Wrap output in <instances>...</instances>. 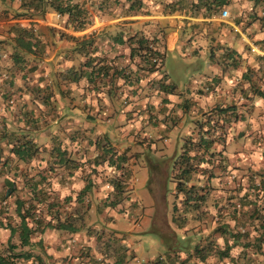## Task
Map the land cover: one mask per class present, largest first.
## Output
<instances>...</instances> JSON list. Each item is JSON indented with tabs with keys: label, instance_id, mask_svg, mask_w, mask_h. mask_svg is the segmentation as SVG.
<instances>
[{
	"label": "trees",
	"instance_id": "16d2710c",
	"mask_svg": "<svg viewBox=\"0 0 264 264\" xmlns=\"http://www.w3.org/2000/svg\"><path fill=\"white\" fill-rule=\"evenodd\" d=\"M11 1L13 2L14 0ZM246 1L253 5V11L249 15L250 20L244 27V30L249 36L259 38L260 36L256 33L257 29L254 28V26L255 23L258 22L262 26L264 32V0H173L166 8L169 9V13H188L194 18L202 16L206 20L210 19L208 21L210 24H217L214 22L215 16L221 15L227 7L232 6L235 2L242 5ZM144 8V0H20L19 11L16 12L13 19H39L44 18L50 12H54L61 16L68 17L67 27L72 28L74 31L82 32L93 24L92 15L94 10L97 13H102L101 16L108 15L112 18H127L143 13ZM258 9L259 11H257ZM195 24L196 23H191V25ZM237 24L241 27L245 23L242 19H237ZM10 28L9 36H11V34L13 35V37H11L14 43L13 52L6 57L1 56L0 58L4 64L7 62V59L10 58L13 64L11 67L5 65V68L12 74H9L6 77L7 79L3 81L4 83L0 84V97L2 99L0 101V122L3 125L0 130V143H4L9 151L7 156H2L0 154V172L6 170L9 172L11 164H16L14 176L16 178L18 176L23 178V182L25 183L24 188H28L30 198L28 200L16 198L15 212L20 220L19 222L14 225L12 222H9L10 217H8L7 225H2L4 223H1V226H4L11 232L8 242L11 251L8 252L7 255L0 254V264H18L16 260L25 258L29 260L33 258L31 253H14L18 246L12 244V239L16 235H18L20 245L25 248L35 246L32 242L35 235L38 233L43 234L47 228L77 233L84 228L85 215L92 207L89 194L95 184L94 181L89 180L85 187L78 192L75 203H71L73 202V197L68 196L64 199V203L61 204L56 198L51 197L54 196V192H49L44 187V183L47 182V177H45L44 173L45 170H40L37 174L31 176L22 168V164H30L40 153V149L34 142V134L39 132L40 127L43 128L48 126L49 119L46 120V118L50 117L52 119L53 115L58 116L57 109L55 110L54 94L50 91L51 86L47 84L41 86V79L43 77L39 78L40 81L34 82L35 79L32 76V74H36L37 63L45 56L47 47L52 49V46L56 45L57 42L66 40L72 45L63 54V59L68 62L82 59L81 62L78 60L77 66H73L68 70L65 69L66 72L62 71L56 73L57 76H60V79L64 81L63 83L70 85L72 83H78L83 78H86L89 87H91V85L97 87L104 84L103 86H111V89H119L120 86H118V81L123 80L124 84L137 87L126 91L120 88L117 90V94L123 101V105H134L135 107H138V105L133 94H137L140 88H142L141 76L144 75L143 72L149 75L150 73L161 70L167 55V52L162 53L157 48L159 45V43L157 44L159 34L157 32H145L139 29L133 31L127 28L118 32L113 38L109 37L107 34L103 35V40L115 39L120 45H132L130 54L131 59L133 60L135 57H138L141 60V65L138 66V69L134 72L129 68L118 67L114 64V59H109L107 56H104V58L100 55L99 57L94 56L96 52L95 43H97L96 33L85 34L83 36H72L66 32L50 28L46 30L48 32L42 34L41 29L38 28L36 23H31L29 26H22L19 23H15ZM256 43L264 48V40H257ZM231 50L232 49H226L225 55L220 58H216L211 52L212 58L215 59L216 64L220 65L221 70L227 68H231L232 70L240 66V62L234 59L237 54L236 51ZM30 56L34 57L36 60L29 59ZM98 58L99 61H97ZM257 59L264 63V56H259ZM108 60H111V63H108ZM139 72L142 73L141 76H139ZM20 74L21 77L19 78L21 79V84H18L20 79L17 78V75ZM258 74L264 75V65L258 68ZM242 78H247L246 73L243 74ZM147 86L150 89L146 94L147 97L150 98L147 101L148 107L145 110L139 111V113L136 112L138 116H136L137 114L133 115L134 112L130 111L129 113L133 115L132 119L143 118L144 130L149 131H151L153 127H158L162 124L166 125L169 122L177 124L179 120L183 119L182 115L173 116L170 112L168 113L167 108L162 111L161 108L149 104L150 102L155 103V98H160V90H163V92H174L176 90L174 83L167 84L164 79L158 81L153 79ZM250 89L254 97L264 99V90L257 88L256 85L252 83L250 84ZM206 90H208L206 100L217 93L215 89ZM240 92L244 93L246 98H250L246 89L239 91L236 86V89L232 92V101H228L227 103V99H225V102H218L212 109L206 112L204 110L203 122H199L198 133L186 137L183 140L181 151L175 153L170 160V169L177 180L176 188L179 194L183 196L182 205L186 208L183 210V214L181 212V215H179L180 209L177 205H175L173 209L172 221L180 230H183L185 225L188 224L187 213L196 214L198 212H205V203L209 197V192L206 190V187L210 181L216 178V174L213 172L214 168L219 167V163H215L216 160L214 159L217 152L216 148L220 143H225L227 134L232 130V126L245 121V116L239 115L242 103H239L235 99V97L240 95ZM141 93L136 97L140 98ZM26 95L30 97L29 105L26 100L22 102V99L26 97ZM17 101L23 103L22 106L16 107ZM224 104L227 105L223 106ZM158 107H160V105ZM3 110L4 112L1 115ZM6 113H10L12 116L14 115L19 128L17 127L15 130L13 128V123L9 122V120H5ZM9 124H11L14 131L8 129ZM165 134L166 132L162 133L163 136H165ZM64 135L70 136L69 139L72 142H76V146L80 144L79 139L83 138L80 136L81 134L75 130L71 132L66 131ZM82 141L84 140L82 139ZM145 142L147 143L146 146L148 150L152 149L155 144L154 139H149L147 135L143 138L141 144L144 145ZM63 144L64 141H61L58 145H54L55 147L49 151L55 154L57 158H60L59 162L63 163L62 165L66 167V170L68 168L70 176H73L75 171L88 164L92 165L91 174L97 173L98 170L96 168L104 165L112 171L111 177L108 180L110 190L98 206V212L103 213L107 210H113L116 213L125 214L127 213V209L138 204L136 201H132L130 196H128V194L131 193L130 180L132 179V172L129 169L127 159L129 150L120 154L111 144L109 138L100 136L88 140V150L94 148L93 156H89L87 152L84 156H81V150H78L77 153L80 155V158L75 159L72 155L73 152H71L67 146L64 148ZM85 156H88L89 159L82 162ZM199 175H207V177H205V185H202L201 180L197 178ZM262 180L261 184L255 187V190L260 193L263 192L264 194V179ZM18 190L19 187L16 180L6 179L3 201L7 202L8 199L15 196ZM249 197V193H247V195L245 194L243 198L241 197L240 210L238 207L239 205L236 206L237 203L233 206V210L235 211L234 217L239 218V216L243 215L247 220L241 222L242 224L236 225L233 230L229 227H224V230L221 232V236L227 237V235H230L234 239L235 244L239 242V238L242 237V235L247 234V221L251 220L254 222L256 218L260 220L259 232L261 237H259V241L264 242V212L259 210L256 203L252 200L244 204L243 200H248L247 198ZM127 204H130V206H127ZM252 208L253 211H249ZM2 209L6 208L3 207ZM45 210H47L46 213L48 217H50L48 220L44 216ZM63 215L64 218H62ZM244 224L245 229L241 227L244 226ZM186 232L187 231L184 232V235ZM155 235L161 237L159 234L155 233ZM103 238L104 236L100 234L98 239L96 238V241L100 245L104 244V248H107V251L105 250L106 252L104 253L107 254L106 256L110 261L114 260V264H128L130 259L133 260L135 258L129 247L122 244L121 239L117 238L114 233L105 238V241ZM185 238L188 240L186 235ZM38 244L42 245V239ZM180 244H182V242L178 239L175 245L169 246V249L164 255L146 264H185L192 253L190 254L187 252V259L181 261L180 255L185 254L183 250L186 249V247H183L184 249L179 248ZM226 246V251L220 253L221 259L231 257L229 252L232 250V245L229 244L227 239ZM245 247L246 246H244V250H246ZM212 249H215V247ZM178 250L183 252L180 253ZM195 250L197 252L195 257H199V259L204 262L206 259L205 256L202 255V252L204 254L208 250L200 247H195ZM79 257L85 259L91 258L90 250H83ZM238 259L239 258L236 257L232 262L237 263ZM34 260L43 264L41 256H35ZM102 260L103 258L98 259L96 262H102ZM246 264H251V261H249V259L246 260Z\"/></svg>",
	"mask_w": 264,
	"mask_h": 264
},
{
	"label": "rangeland",
	"instance_id": "374dc122",
	"mask_svg": "<svg viewBox=\"0 0 264 264\" xmlns=\"http://www.w3.org/2000/svg\"><path fill=\"white\" fill-rule=\"evenodd\" d=\"M172 1L173 0H144L145 8L143 13L127 18H112L108 15L101 16L102 13H97L94 10L92 22L94 27L105 25V27L108 28L115 25L121 26L118 29L111 27L112 30L105 32L107 35L111 33L112 37L119 31H123V29L127 28L133 31H137L140 27L150 28L153 30L151 32L159 33L157 44L159 43L158 46L162 48L166 46L168 41L172 44V40L176 39V31L178 32L177 26L179 25L182 32L181 39L188 44V47H184V50H188V52L195 51L192 56L196 58L195 60V58L192 59L188 57L187 59H191V62L186 60L184 62H189L190 64L194 62V67L189 65L186 69V64L183 62L182 66L184 73L181 75V73L177 72V67L173 64V60L176 62L182 60L181 56L178 52H168L167 62L163 69L164 71L161 72L162 77L160 79H164L166 82L167 79L170 78L179 92L185 95L195 94L194 97H198L202 100H206L208 94V91L203 86H199L191 92L194 80L197 79L199 83V79L197 78L198 72L207 69L210 62L216 63L215 59L212 58V54H214L213 56L216 58H220L225 55L226 49L236 51L237 54L234 59L240 62V66L232 70L231 68L222 70L230 79L229 81H225L224 91H226L228 97L226 101L228 103V101L233 100L232 92L236 89V86L239 91L243 89L247 90L250 98H246V95L241 92L238 97H235L236 101L242 103L239 115L245 116V121L232 126V130L227 134L225 143H220L216 148L217 152L214 159L216 160L215 163H219V167L214 168L213 172L216 174V178L210 181L206 187V190L209 192V197L205 203V212H198L196 214L187 213L188 224L185 225L183 230H180L172 221L173 209L174 206L177 205L180 209L179 215H181V212L183 214V210L186 208L182 205L183 196L179 194L176 188L177 180L170 169V160L175 153L181 151L183 140L186 137L198 133L199 122H203L202 119L205 109H197L193 111L195 114H190L194 105L186 106L184 104L183 118L184 114L189 113L191 116H188V121L185 123L184 127H180L179 131L174 134L180 137L175 147L173 143L171 144L168 141L173 139L172 134L175 128L180 124V120L177 124L169 122L166 125L162 124L161 126L153 127L147 136L149 139H151L150 135L153 137L155 145L152 149H149V151L147 146L145 147L141 144L144 133H146L144 132L143 118L141 120L137 119V122L134 123L136 124L135 127L130 130L132 143L127 145L130 151L127 159L133 177V181L131 182L132 189H130L131 193L128 194V196L138 204L127 209V213L125 214L117 213L125 218L127 227L132 229L131 231H134L135 240H138V242L135 243V248L137 249L138 257L143 261L152 260L159 255H164L169 249V246L175 245L177 240L180 239L182 244L179 245V248L184 249L183 247H186V249L183 250L185 252V259L188 257L187 252L190 254L192 253L191 257L187 260L188 264H199L197 263L199 257H195L197 253L195 247L208 250L204 254L202 252V255H204L206 259L203 264H246V260L248 259L251 261V264H264V242L259 241V237H261L259 232V218H256L254 222L251 220L247 221L248 235H242L237 244L234 243L235 241L230 235H227V237L221 236L224 227H229L233 230L236 225L242 224L241 222L247 220L243 215L239 216V218L234 217L235 211L233 210V206H235L236 203V206L239 205V210L241 209L240 203L245 194L247 195V193H249L250 197L247 198L248 200H243L244 204L252 200L256 203L257 208L264 212V194L263 192L260 193L255 190V187H258L263 181L262 179H264V99L254 97L250 89V84L252 83L256 85L257 88L264 90V75L258 74V68L263 66L264 63L257 59L259 56H264V48L256 43L257 40H264L262 26L258 22H256L254 26V28L257 29L256 33L260 36L259 38L251 37L245 32L244 27L249 22V15L253 11V5L248 1L244 2L242 5L235 2L232 6L227 7L225 10L229 12L228 17L222 18V13L221 15L215 16L214 22L217 24H210V22L206 21L202 16L194 18L188 13H169V9L166 8V6ZM257 11H259V9ZM237 19H242L245 24L240 27L237 24ZM44 22L54 23V21H52V15H48ZM181 22L184 24L182 25ZM195 22V25H191V23L193 24ZM122 25L125 26V28H123ZM67 33L72 36L81 35V32L74 31L72 28L69 29ZM49 35L51 36L50 33ZM102 37L103 35L97 37V42L103 41ZM170 47H172V45ZM186 72L187 74H185ZM55 73L56 72H54L53 77L54 81L58 78ZM205 73V75L208 76L209 72L206 71ZM245 73L247 78H242ZM217 80L218 79L212 81ZM223 80V78H220V81ZM219 84H222V82ZM69 88L70 85L66 84V89ZM192 102L194 103L193 100ZM208 110L210 109L208 108ZM133 114H137L136 116H138L136 112ZM73 116V114L70 116L71 118H69V121L73 120ZM82 116L83 118L86 117L83 114L81 117ZM190 117L193 119L191 120ZM132 120H134V118ZM140 121H142V124H140ZM2 127L3 125L0 122V130ZM61 128L62 127H60L59 130H61ZM73 130L74 129H67V131ZM45 131L46 129H43L35 133L33 137L34 140L39 141L41 134L45 133ZM165 132L166 134L163 136L162 133ZM79 133L81 134L80 136L83 137L79 139V146L75 145L76 142H72L69 138H66L67 148L73 152L72 155L75 151L81 150V156H84L86 152L89 153V156H93L94 148L88 150L87 147L88 140L93 138L82 132ZM82 139L84 141H82ZM165 139H167V142H165ZM38 146L40 147V153L37 158L30 164H22V168L31 176L37 174L40 170L47 169L49 166L48 162H45L42 158V156L47 153L46 150L48 149L42 148L45 145L41 143L38 144ZM157 150L160 153L154 155ZM0 154L2 156H7L9 154L8 148L4 143H0ZM77 155L79 154L77 153ZM47 157L48 156H46V158ZM77 158L79 157L77 156ZM87 159H89V157L85 156L82 162H85ZM15 166L16 164H11L9 172H7V170L0 172V254L3 255H7V253L11 251V249H9L10 245L8 244L11 232L4 226H1V223H4L2 225H7L8 217H10L9 222H12L14 225L19 222L20 220L15 212L16 198L25 200L30 198L28 188H24L25 183L23 182V178L21 176L17 178L14 176L16 171ZM91 169L92 165H85L83 168H79L75 171L76 173H74L73 176H70L67 171L68 175L67 173L66 175L68 177L66 178L70 179L68 185L65 187L60 184L54 186L53 182L50 181L45 182L44 187L47 191L54 192V196L51 197L56 198L61 204L64 203V199L68 196H72L73 202L71 203H75L78 194L77 191L79 190L77 184L83 187L89 180L94 181L95 184L89 194L92 207L87 213L88 215H85V224L82 231H88L87 233H100L104 228L109 231L107 225H105V227L102 226L103 221H107L108 218L105 219V213L98 212V206L110 190L108 180L111 177L112 171L106 165L97 167L96 169L98 171L95 174H91ZM205 177H207V175H199L197 177L201 180L202 185H205ZM6 179L16 180L19 190L15 196L8 199L7 202H4L3 194L5 191ZM127 206H130V204H127ZM3 207L6 209H2ZM249 211H253V208ZM46 212L47 210H45L44 216L48 220L50 217H48ZM105 212L109 214L108 210ZM62 218H64V215ZM102 219L103 221H101ZM241 227L245 229V224ZM54 229H46L47 234L45 235V241L41 238L40 233L35 235L32 241L35 246L32 247H22L18 235H16L12 239V244L17 245L18 248L15 252H12L16 254L27 252L35 256L40 255L43 259V263L47 264L45 249L50 247L55 248V242L59 244V232ZM185 231H187L185 235L188 237V240L185 238ZM154 233L159 234L161 237ZM183 236L184 238H182ZM40 239H42V245L38 244L41 241ZM226 239L229 241V244L232 245V250L229 252L231 257L221 259L220 253L226 251ZM83 244L87 246L88 243L84 241ZM244 246H246V250H244ZM213 247H215V249H212ZM178 251L180 253L183 252L181 250ZM236 257L239 258L238 262H232ZM33 260L34 259L27 260L25 258L16 260V262L31 264ZM135 262V259L130 260L129 264H135Z\"/></svg>",
	"mask_w": 264,
	"mask_h": 264
},
{
	"label": "crops",
	"instance_id": "0c3cea01",
	"mask_svg": "<svg viewBox=\"0 0 264 264\" xmlns=\"http://www.w3.org/2000/svg\"><path fill=\"white\" fill-rule=\"evenodd\" d=\"M20 8V0H14L13 2L11 0H0V58L8 56V54H12L14 43L12 42L11 36H9L10 27L15 24L19 23L22 26H29L31 23H36L38 25V28L41 29V33L48 32L46 30L48 29H57L61 32H66L71 29L67 27L68 17L67 16H61L57 13L50 12L48 13L44 18L41 19H13V16L16 15V12L19 11ZM7 15V16H6ZM48 15H52V21L54 23H47L44 22L46 20V17ZM9 17V18H7ZM147 17V16H145ZM148 18V17H147ZM210 20V19H209ZM206 20V21H209ZM103 22V21H101ZM163 23V22H161ZM196 23V22H195ZM183 25L184 23L181 22ZM194 24V23H193ZM106 26V25H105ZM99 26L94 27V24L88 27L85 31L81 32V35L83 36L85 34H92L96 33V37H100L102 35H105L109 30L118 29L121 26ZM94 27V28H93ZM123 28L125 26L122 25ZM120 30V29H119ZM124 30V29H123ZM139 30L147 31H153L150 28L147 29V27H140ZM176 31V39L172 40V44L168 41L166 43L165 47L157 46L158 50H160L162 53L165 52H178L181 56L182 60L176 62L173 60V64L175 67H177V72L181 73V75L184 73V69L182 66V63L186 61H190V58H195L194 52H191L188 50H184V47H188V44L186 41L182 40V32L181 27L178 25ZM120 32V31H119ZM80 33V32H79ZM68 34V33H67ZM115 36V35H114ZM113 36V37H114ZM109 37H112L111 33H109ZM112 37V38H113ZM97 42V41H96ZM187 44V45H186ZM72 44L65 41H59L56 43V45L52 46V49L47 47L45 56L37 63L35 61H32L34 63H37V72L36 74H32L34 77V82L40 81V77H43L41 79V86H44V84L50 85V91L54 94V100H55V110L57 109L58 116L53 115V118L51 119L46 118L48 120L49 124L47 127H43L39 129V132L43 129H46L45 133H42L39 141L34 140V142L37 144L45 145L44 149L47 153H45L42 158L45 160V162H48V168L45 170V177H47V181L53 182L54 186L62 185L63 187L68 185V181L70 178L68 177V173L66 170V167L62 165L63 163L59 162L60 158H57L55 154H53L51 149H53L55 146L58 145L61 141H64L63 147L66 148V138H69L70 136H65V132L67 129H74L77 132H82L86 134L89 137H92L93 139L105 136L109 138V141L111 144L118 150L120 154L124 153L125 151H128V146L130 143H132V137L130 136V130L135 127L137 122V119L132 120V113L129 112H138L147 109L148 105V98L147 92L150 90L147 86V84L151 80H159L162 77V71H164V67L167 62V56L165 57L164 65L159 71H155L153 73H150L149 75H146L145 72H143V76H141L142 73H138L139 76H141V85L142 88L138 91L137 94H133L135 97L134 99L137 100L138 107H135L134 105H123V101L120 99V97L117 94V90L122 88L123 91L126 90H132L135 89V87H131L129 85L124 84L123 80L118 81V86H120L119 89H111V86H103L99 85L95 87L94 85H91L89 87L88 80L86 78H83L78 83H72L70 84V88L66 89V84L63 83L60 79V76L54 81V72H66V70L72 68L73 66H77L78 60L80 62L82 59H76L74 62H68L67 60L63 59V54L66 52L68 48H70ZM172 45V47H170ZM96 52L94 56H107L109 59H114V64L121 68H129L130 70H133L134 72L138 69V66L141 65V60L138 57H135L133 60L130 57L131 54V47L129 44L120 45L115 39H107L103 40L101 42L95 43ZM162 50H161V49ZM165 51V52H163ZM191 55V56H190ZM79 58V57H78ZM29 59L36 60L34 57L30 56ZM196 60V58H195ZM194 60V61H195ZM99 61V58L97 59ZM111 60H108V63ZM191 62V61H190ZM186 64V69L191 65V67H194L193 63L184 62ZM80 64V63H79ZM5 65L12 66V60L10 58L7 59V62L4 64L0 60V84H3L4 80L7 79L6 77L9 74H12L8 71L7 68H5ZM196 69V68H195ZM208 71L209 74L206 76L205 72ZM55 73V74H56ZM167 74V73H166ZM187 74V72L185 73ZM168 75V74H167ZM240 75V73H239ZM31 76V77H32ZM20 75H17V78L20 79ZM197 78L199 79V83L197 82V79L194 80V85L191 87V92L194 91V89H197L199 86H203L205 89H215V92H217L214 96H211L210 98H207V100L199 99L198 97H194L195 94L191 95H185L182 92H179L177 89L174 92H163V90H160V98H155L154 102H150V105H155L157 108H161L162 111H164L167 108V112L173 116H181L184 113L183 106L184 104L186 106L194 105L192 112L190 114H195L193 111L199 109H205L206 108L212 109L216 106L218 102L224 101L227 99L226 91L225 90V81H229V77L226 76V73H224L221 70L220 65L210 62L207 69H203L200 72H198ZM220 78H223V81H220ZM218 79L217 81H212ZM167 84H173L172 80L169 78L167 79ZM222 82V84H219ZM18 84H21V79L19 80ZM65 84V85H64ZM74 85V86H73ZM122 86V87H121ZM194 87V88H193ZM118 88V87H117ZM66 89V90H65ZM208 91V90H207ZM210 91V90H209ZM142 92V93H141ZM140 98L138 97V94H140ZM187 94V93H186ZM153 95V94H152ZM137 96V97H136ZM146 96V98H145ZM224 98V99H222ZM0 97V101H1ZM26 100L29 105L30 97L26 95L22 99V102ZM161 100V103H160ZM194 101V103L192 102ZM23 103L17 101L16 107L22 106ZM160 105V107H158ZM223 106H226L225 104ZM135 107V109H134ZM31 108V107H30ZM186 111V110H185ZM208 111V109H207ZM4 110L2 111L1 115L3 114ZM73 116V120L69 121V118H71V115ZM85 115L86 117L83 118L81 115ZM184 114V118L180 120V124L175 128V131L173 132L172 136L173 139H170L168 142L175 145L179 142V136L174 135L176 132L179 131V128H183L185 123L188 121V116L190 115ZM191 116V115H190ZM5 120H9V122L13 123V128L16 130V128H19V125L16 123V118L14 115L10 113L5 114ZM9 118V119H7ZM191 120L193 119L190 117ZM131 119V120H130ZM142 118H140L141 120ZM142 124V121L140 122ZM10 131H14L11 127V124L8 125ZM61 128V130H59ZM71 132V131H69ZM144 137L148 135L150 132L149 130H144ZM143 134V133H142ZM51 136V137H50ZM151 139L153 137L150 135ZM176 137V138H175ZM165 142H167V139H165ZM147 143L145 142L144 146L146 147ZM155 145V144H154ZM40 149V147L38 146ZM148 148V147H147ZM149 151V150H148ZM130 152L128 151V154ZM160 152L157 150V152L154 155H158ZM81 155V154H80ZM46 156H48L46 158ZM73 157L77 159V151L74 152ZM80 158V156H78ZM37 158V157H36ZM131 169V168H130ZM142 170V169H141ZM149 170V169H148ZM38 171V170H36ZM67 173V175H66ZM76 173V172H75ZM79 175V174H78ZM55 181V182H54ZM133 181V177L130 180V182ZM50 184V183H49ZM51 186V184H50ZM82 186V185H81ZM79 184H77V187L79 190L77 192H80L85 186L81 187ZM76 187V184H75ZM130 189H132V185L130 183ZM135 201V200H132ZM104 217L107 219V221H103L102 226L105 227V225L108 226L109 231L102 230V233H87L83 232L82 230L77 233H70L63 230H56L58 231V239L59 244H55V248H46V258H47V264H114V260H109L107 258V254L104 253L107 251V248H104V244H98L96 241V238L98 239V236L102 234L104 236L103 240L105 241L109 235L115 234L117 238H120L122 241V244L129 247L130 251L135 256V264H146L147 262L154 261L156 258L152 260H146L143 261L138 257L137 249L135 248V243L138 242V240H135L134 231H131L129 227H127V223L125 218L123 216H120L118 213H116L113 210H108L107 214L106 212ZM101 216V215H100ZM50 229V228H49ZM39 234V233H38ZM47 234L46 230L43 234H41V238L45 241V235ZM68 234V237H67ZM155 234V233H154ZM11 235V233H10ZM90 238H89V237ZM96 236V237H95ZM107 236V237H106ZM184 238V236L182 237ZM41 240V239H40ZM88 243L87 246L83 244V242ZM89 241V242H88ZM43 244V243H42ZM51 246V243H50ZM54 247V246H52ZM90 250L91 252V258H81L79 255L83 250ZM106 250V251H105ZM190 251V250H188ZM189 253V252H188ZM179 254V253H178ZM40 256V255H36ZM160 256V255H159ZM158 256V257H159ZM157 257V258H158ZM35 255H33L34 259ZM102 262H96L98 259H102ZM112 259V258H111ZM133 259V260H134ZM181 261H185V254L180 255ZM28 260V259H27ZM132 260V259H130ZM128 261V264L130 262ZM141 260V261H140ZM56 262V263H55ZM40 264L37 261L33 260L31 264ZM197 263L203 264L202 260L198 259ZM21 264V263H18ZM26 264V263H24ZM44 264V263H43ZM185 264H188L187 261Z\"/></svg>",
	"mask_w": 264,
	"mask_h": 264
},
{
	"label": "built area",
	"instance_id": "2783aa9c",
	"mask_svg": "<svg viewBox=\"0 0 264 264\" xmlns=\"http://www.w3.org/2000/svg\"><path fill=\"white\" fill-rule=\"evenodd\" d=\"M228 15H229V12L227 11V10H224L223 12H222V18H227L228 17Z\"/></svg>",
	"mask_w": 264,
	"mask_h": 264
}]
</instances>
